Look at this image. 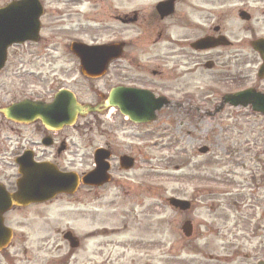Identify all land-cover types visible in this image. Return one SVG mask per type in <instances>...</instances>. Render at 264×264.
Masks as SVG:
<instances>
[{
  "label": "rangeland",
  "instance_id": "rangeland-1",
  "mask_svg": "<svg viewBox=\"0 0 264 264\" xmlns=\"http://www.w3.org/2000/svg\"><path fill=\"white\" fill-rule=\"evenodd\" d=\"M9 1L0 0V6ZM117 1L132 9L157 0ZM41 2L46 11L41 41L10 50V61L19 63L0 77V95L10 101L28 91L48 100L68 89L81 103L96 104L118 78L86 79L71 44H106L117 35L132 42L136 31L102 16L73 19L69 15L72 7L80 3L85 9L87 0ZM241 25L237 21V27ZM252 57L255 62V55ZM197 105L205 110L208 103ZM185 115L167 109L153 124L135 125L111 110L105 115H88L74 127L59 131L56 137L66 141L68 150L56 158V151L48 148L43 156L56 158L64 171H90L95 150L107 148V143L117 157L127 154L136 159L132 170L121 171L115 158L110 173L113 182L99 190L97 201L93 193L92 212L88 217L84 212L69 215V222H80L82 231L91 224L93 246L107 244L109 255L118 264L264 262V117L232 107L213 117ZM38 131L37 126L23 127L9 145L20 148L29 139L40 141L44 135ZM203 147L208 153L200 152ZM2 168L9 175L16 173L11 162ZM170 197L190 200L193 207L189 212L174 210L168 205ZM186 220L194 225V237L188 243L181 230ZM209 256L215 260L210 261Z\"/></svg>",
  "mask_w": 264,
  "mask_h": 264
},
{
  "label": "flooded vegetation",
  "instance_id": "flooded-vegetation-1",
  "mask_svg": "<svg viewBox=\"0 0 264 264\" xmlns=\"http://www.w3.org/2000/svg\"><path fill=\"white\" fill-rule=\"evenodd\" d=\"M112 2L117 6L114 7ZM161 3L166 5L162 12L158 8ZM84 4L87 5L85 9L76 3L69 15L79 20L102 16L115 21L121 28L136 31L132 42L117 35L115 41L107 43L117 44L122 52L104 75H113L118 82L108 93L101 94L100 100L116 87L145 89L167 103L159 118L167 109L185 116H200V113L210 116L211 110L219 107L226 95L240 90L249 89L247 97L264 98V0H157L153 4H138L132 9L125 8L117 0H87ZM237 21L242 25L237 27ZM43 26L44 18L42 29ZM203 40V47H199L198 43ZM248 52L250 54L244 56ZM253 54L255 62H252ZM9 60L10 51L0 77L10 68L16 69L19 63ZM117 65L119 69H115ZM199 78L202 80L198 81ZM201 82L203 84L199 86ZM237 82L243 84L237 85ZM26 100L45 101L28 91H21L10 101L0 95V109ZM197 102H206L208 106L202 110ZM249 105L248 109L253 112L252 102ZM227 107L231 106L226 105L223 113ZM258 111L256 113L262 115ZM27 126L39 127L38 134L44 137L37 142L29 139L20 148L9 145L21 135V128ZM58 133L47 131L40 122L19 123L0 113V203L5 202L7 194L12 195L18 190L22 179L18 161L22 157L27 156L26 159L36 164L59 165L56 158L66 152L68 146L66 141L61 142L60 137H56ZM48 148L56 151V158L43 156ZM111 152L114 159L117 158ZM10 162L16 171L14 176L2 168ZM112 182L113 178L107 186ZM103 187L80 186L74 194L59 195L46 203L14 205L5 212L0 209L4 212L0 229V264H118L109 255L107 244L93 246L91 224L82 231L80 222H69L67 218L82 212L88 217L94 204L93 193L97 201V194ZM83 190L88 191L84 196ZM57 204L60 206L56 207ZM73 204L78 206L73 207ZM209 260L215 259L210 257Z\"/></svg>",
  "mask_w": 264,
  "mask_h": 264
},
{
  "label": "water",
  "instance_id": "water-1",
  "mask_svg": "<svg viewBox=\"0 0 264 264\" xmlns=\"http://www.w3.org/2000/svg\"><path fill=\"white\" fill-rule=\"evenodd\" d=\"M165 8L166 5L160 8L161 12ZM42 14L43 9L38 0H21L0 9V70L5 64L7 50L10 46L39 40ZM203 44L200 42L199 46L203 47ZM257 44L258 46L261 45L260 42ZM71 49L81 60L82 72L92 78L103 76L109 63L119 58L122 52V48L116 44L96 47L73 44ZM262 55L264 57V53ZM249 102L256 105V110L264 113V98L257 100L253 96L247 97L245 93L228 97L221 108L225 103L234 106H247ZM164 106L163 100L155 99L149 92L117 87L111 91L104 102L96 106L81 105L72 92L61 90L50 104L25 101L1 111L9 119L18 122L30 123L40 120L47 129L60 130L66 126H73L78 117H85L95 112L104 114L110 108L119 109L132 122H152L156 120L157 112ZM200 151L206 153L208 148H202ZM26 157L18 162L22 175V179L18 183V191L12 195L7 194L5 202L0 203V209L4 212L14 205L26 206L32 203L45 202L58 194H71L76 191L80 183L102 186L110 180L108 174L110 165L107 161L110 156L104 149L96 151V168L82 179L74 173H61L57 167L50 164H35ZM120 161L123 169H130L133 166V160L129 157H122ZM169 204L181 211H187L191 207L188 201L176 198L169 199ZM1 210L0 229H2V215L4 213ZM182 231L186 237H191L192 223L189 221L184 223Z\"/></svg>",
  "mask_w": 264,
  "mask_h": 264
}]
</instances>
